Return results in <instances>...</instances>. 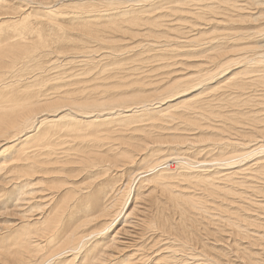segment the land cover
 <instances>
[{
  "label": "bare ground",
  "instance_id": "bare-ground-1",
  "mask_svg": "<svg viewBox=\"0 0 264 264\" xmlns=\"http://www.w3.org/2000/svg\"><path fill=\"white\" fill-rule=\"evenodd\" d=\"M261 255L264 0H0V264Z\"/></svg>",
  "mask_w": 264,
  "mask_h": 264
},
{
  "label": "rangeland",
  "instance_id": "rangeland-1",
  "mask_svg": "<svg viewBox=\"0 0 264 264\" xmlns=\"http://www.w3.org/2000/svg\"><path fill=\"white\" fill-rule=\"evenodd\" d=\"M38 1H41V0H36V2H38ZM53 1H55V0H53ZM34 7H36V5H34ZM130 37V36H129ZM122 38H123V40H125L124 38H128V37H125V36H122ZM138 41H140V38L139 37H137V38H135V39H133V42L132 41H130V43H129V41H127V44H134V43H136V42H138ZM152 66H154V65H151V67ZM167 73L168 74H170L169 75V78H171V79H174V78H177L178 77V72H176V75L175 76H177V77H173L174 75H173V73H171L168 69H167ZM157 74V73H156ZM152 79H155L156 80V78H152ZM153 81V80H152ZM205 135V134H204ZM204 135H202V134H200V133H197L196 131L195 132H192V135H182V136H176V137H169L168 138V142H174V141H176V142H180V141H183V142H185V143H181V144H183V146H185V148H189V147H191L192 145V147H194V149L193 150H197V149H199V146H200V144H206V145H210V148L209 147H207V146H203L202 147V149L203 148H207V149H210L211 151H212V153H213V143L212 142H210L208 139H203V137H204ZM193 139V140H192ZM194 142H198V145L199 146H197V143H195V145L193 144ZM202 142V143H201ZM190 151H192V150H190ZM213 158H211V159H209V160H212ZM169 165L170 164H168V165H166V167H169ZM175 165L176 164H171V167H175ZM124 173V176L126 177L127 176V178L129 177V174H128V171H126L125 170V172H123ZM114 174H115V172H114ZM119 175H122V174H119ZM112 177H113V173H112ZM111 177V179H112V183L111 184H114L115 183V185L117 186V187H119L120 188V184H122L120 181H119V177L118 178H116V177H113L112 178ZM79 178H81V177H79ZM83 180H86V178H83ZM90 180H86V182H89ZM118 182V183H117ZM131 184H133V194H131V197H129V200L127 201V206L125 207L126 209L124 210V212H130V211H132L133 210V208L134 207H137V205H139L137 208H138V210L140 209V210H143V208L145 207V208H147V209H149V210H151L154 214L156 213V207L157 206H155V204L158 202V201H160L159 199H161L162 198V196H161V193L158 191L157 192V190H154V189H150V190H147V188H146V190H145V188L143 187V188H141V182L140 181H136L135 183L134 182H130ZM122 186V185H121ZM135 189V190H134ZM4 190L7 192V190H6V187H4ZM135 191V192H134ZM141 193H140V192ZM149 191H151V192H153V195H150V194H152L151 192H149ZM154 192L156 193L155 195H154ZM150 193V194H149ZM141 194V196H139V195ZM135 195H136V197H135ZM6 196H8V194L6 193ZM129 196V195H128ZM127 196V197H128ZM144 196V197H143ZM127 197H125V199L127 198ZM139 197V201H138V203H137V205H136V203H135V201H136V198H138ZM142 198H144V200H142ZM157 198H158V200H157ZM125 199H123V202L122 203H125ZM128 199V198H127ZM126 199V200H127ZM147 199V200H146ZM155 199V200H154ZM142 201V202H141ZM154 201V202H153ZM155 201H157V202H155ZM163 202V201H162ZM140 203H141V205H140ZM136 205V206H135ZM143 205V206H142ZM147 205V206H146ZM149 205V206H148ZM151 205V206H150ZM150 207V208H149ZM138 212H140V211H138ZM169 216H171V217H169ZM173 216V217H172ZM12 218V217H11ZM14 218V217H13ZM168 218L170 219V218H173V219H171V220H173V221H175V222H177V220H179V216L178 215H176V214H174L173 212H171V213H169V215H168ZM176 219V220H175ZM10 220H12V219H10ZM17 223H19V221L17 222ZM120 223V224H119ZM122 226V224H121V221H119L118 222V224H117V226H116V228L117 227H121ZM208 227H210L211 229H208ZM98 228H100L99 226H98ZM98 228H96L95 230H97ZM119 228H117V229H119ZM197 229H200L201 230V235H200V237H199V240L202 242V243H208V245L207 246H209V247H212V245L215 243V241H213V226H210V225H206V224H204V223H200L199 225H197V227H196ZM204 230H208L207 232L206 231H204ZM130 232L131 233H129L128 235H123V237L124 238H126V236H128V238H133L132 237V235H133V233H132V230H130ZM131 234V235H130ZM221 237L220 238H216L217 240H219V242L220 241H222V240H225L226 238H225V236H224V234L223 233H221ZM226 243H228V244H226V243H222V244H225L224 246L225 247H228V248H230V246H232V244H233V242L231 243V241H225ZM211 244V245H210ZM223 246V245H222ZM223 258H224V260H228V257H224V256H222ZM254 259H264V257H263V255H261V256H259V257H255ZM231 264H239V262L236 260V261H234L233 263H231Z\"/></svg>",
  "mask_w": 264,
  "mask_h": 264
}]
</instances>
